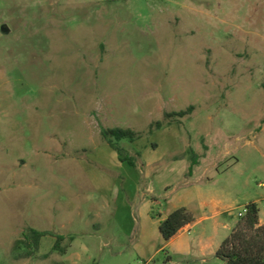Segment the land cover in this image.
Returning a JSON list of instances; mask_svg holds the SVG:
<instances>
[{
  "label": "rangeland",
  "instance_id": "1",
  "mask_svg": "<svg viewBox=\"0 0 264 264\" xmlns=\"http://www.w3.org/2000/svg\"><path fill=\"white\" fill-rule=\"evenodd\" d=\"M101 127L140 134L135 166ZM251 201L264 219V0H0V264H222ZM212 202L217 227L163 240Z\"/></svg>",
  "mask_w": 264,
  "mask_h": 264
},
{
  "label": "trees",
  "instance_id": "2",
  "mask_svg": "<svg viewBox=\"0 0 264 264\" xmlns=\"http://www.w3.org/2000/svg\"><path fill=\"white\" fill-rule=\"evenodd\" d=\"M193 110L194 107L190 106L185 111L165 112L163 121L172 118H183L191 114ZM161 126L162 122H155L150 125L149 130ZM100 135L102 140L117 153L118 160L121 163L135 166V158L127 150L119 147L118 142L121 140L133 142L140 137L139 133L131 129H106L101 127ZM259 212L258 204L255 202H249L245 206L243 216L237 219L229 236L215 252V257L222 264H264V224L260 225ZM194 221L193 214L186 207L177 208L160 222L159 233L163 240L167 242ZM46 236L55 238L54 251H58L62 255L66 253L60 246V243L64 241L63 236H54L49 232H40L33 229H30L28 234L24 235L26 248H36Z\"/></svg>",
  "mask_w": 264,
  "mask_h": 264
},
{
  "label": "crops",
  "instance_id": "3",
  "mask_svg": "<svg viewBox=\"0 0 264 264\" xmlns=\"http://www.w3.org/2000/svg\"><path fill=\"white\" fill-rule=\"evenodd\" d=\"M196 172L193 171L192 175L190 177L193 178V176H195ZM199 180H197V182H199ZM251 202H255L258 204L257 201H251ZM258 207H259V204H258ZM192 214L194 213V211L192 209H188ZM259 210H260V207H259ZM174 211V210H173ZM172 211V212H173ZM229 211H223V210H220L218 207H217V204H215L214 202H212L211 204V216L210 217H205V218H202L200 219L199 221H194L192 224L190 225H187L186 227H184L181 231H179L172 239L169 240V242L171 240H173L179 233L183 232V231H188L189 229L193 228L195 225H197V223L199 222H202L204 220H208V219H211L213 221V226L214 227H217L219 225V222L218 220L221 218V214L222 213H227ZM170 214V213H169ZM228 215H231L230 213ZM259 222H260V225H263L264 224V219L261 218V210L259 212ZM228 228V227H227Z\"/></svg>",
  "mask_w": 264,
  "mask_h": 264
},
{
  "label": "built area",
  "instance_id": "4",
  "mask_svg": "<svg viewBox=\"0 0 264 264\" xmlns=\"http://www.w3.org/2000/svg\"><path fill=\"white\" fill-rule=\"evenodd\" d=\"M173 2H176V1H179V0H172ZM262 186V185H261ZM244 212H245V210H244ZM244 212H239L238 213V217H241V216H243V214H244ZM188 232H189V230H188Z\"/></svg>",
  "mask_w": 264,
  "mask_h": 264
}]
</instances>
